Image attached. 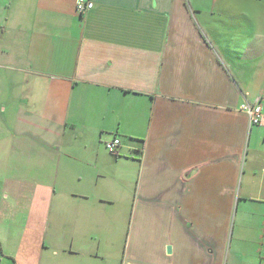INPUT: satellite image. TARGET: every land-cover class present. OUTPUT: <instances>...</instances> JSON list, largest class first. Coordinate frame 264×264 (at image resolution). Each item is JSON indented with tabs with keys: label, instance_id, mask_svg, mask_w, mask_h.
Returning a JSON list of instances; mask_svg holds the SVG:
<instances>
[{
	"label": "crops",
	"instance_id": "crops-1",
	"mask_svg": "<svg viewBox=\"0 0 264 264\" xmlns=\"http://www.w3.org/2000/svg\"><path fill=\"white\" fill-rule=\"evenodd\" d=\"M75 1L0 0V264H264V0Z\"/></svg>",
	"mask_w": 264,
	"mask_h": 264
},
{
	"label": "built area",
	"instance_id": "built-area-1",
	"mask_svg": "<svg viewBox=\"0 0 264 264\" xmlns=\"http://www.w3.org/2000/svg\"><path fill=\"white\" fill-rule=\"evenodd\" d=\"M93 7L92 0H76L75 8L76 13L79 15H84L87 10H90ZM240 111L244 112L247 115L249 124L248 125H261L264 124V113L262 112V106L259 98L254 102L244 101L240 105ZM106 148L110 151V154L115 155L118 152L120 146V140L117 137H112L105 142Z\"/></svg>",
	"mask_w": 264,
	"mask_h": 264
},
{
	"label": "clouds",
	"instance_id": "clouds-1",
	"mask_svg": "<svg viewBox=\"0 0 264 264\" xmlns=\"http://www.w3.org/2000/svg\"><path fill=\"white\" fill-rule=\"evenodd\" d=\"M233 11H235V9H233ZM256 24H257L258 35L264 36V24H262V22L259 19L256 20Z\"/></svg>",
	"mask_w": 264,
	"mask_h": 264
},
{
	"label": "rangeland",
	"instance_id": "rangeland-1",
	"mask_svg": "<svg viewBox=\"0 0 264 264\" xmlns=\"http://www.w3.org/2000/svg\"><path fill=\"white\" fill-rule=\"evenodd\" d=\"M107 149V148H106ZM108 150V149H107ZM109 151V150H108ZM110 152V151H109ZM9 199V198H8ZM9 200H11V199H9ZM14 207V206H13Z\"/></svg>",
	"mask_w": 264,
	"mask_h": 264
},
{
	"label": "water",
	"instance_id": "water-1",
	"mask_svg": "<svg viewBox=\"0 0 264 264\" xmlns=\"http://www.w3.org/2000/svg\"><path fill=\"white\" fill-rule=\"evenodd\" d=\"M169 249H170V247L167 248V250H169Z\"/></svg>",
	"mask_w": 264,
	"mask_h": 264
}]
</instances>
